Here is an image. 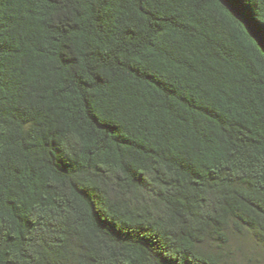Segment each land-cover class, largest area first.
<instances>
[{
  "label": "trees",
  "instance_id": "16d2710c",
  "mask_svg": "<svg viewBox=\"0 0 264 264\" xmlns=\"http://www.w3.org/2000/svg\"><path fill=\"white\" fill-rule=\"evenodd\" d=\"M233 6L264 32V0ZM243 236L264 245V51L241 20L0 0V264H247Z\"/></svg>",
  "mask_w": 264,
  "mask_h": 264
},
{
  "label": "rangeland",
  "instance_id": "374dc122",
  "mask_svg": "<svg viewBox=\"0 0 264 264\" xmlns=\"http://www.w3.org/2000/svg\"><path fill=\"white\" fill-rule=\"evenodd\" d=\"M242 240L233 243V248H241L244 250V262L247 264H264V245H254L247 236L241 237ZM241 252H238L240 255Z\"/></svg>",
  "mask_w": 264,
  "mask_h": 264
},
{
  "label": "water",
  "instance_id": "95a60500",
  "mask_svg": "<svg viewBox=\"0 0 264 264\" xmlns=\"http://www.w3.org/2000/svg\"><path fill=\"white\" fill-rule=\"evenodd\" d=\"M222 4H224L239 20H241L246 27L248 28V30L251 32V34L253 35V37L255 38V40L259 43L260 47L262 48V50L264 51V46H262V42L258 39L259 33H257L253 28L250 27V25H248L246 23V21L243 19V17L241 16V14L239 13V11L234 7V6H229V4L227 3V0H220Z\"/></svg>",
  "mask_w": 264,
  "mask_h": 264
},
{
  "label": "snow or ice",
  "instance_id": "6c2138e0",
  "mask_svg": "<svg viewBox=\"0 0 264 264\" xmlns=\"http://www.w3.org/2000/svg\"><path fill=\"white\" fill-rule=\"evenodd\" d=\"M236 2L237 0H227V3L230 7L233 6ZM258 39L262 42V46H264V32H261L259 34Z\"/></svg>",
  "mask_w": 264,
  "mask_h": 264
}]
</instances>
